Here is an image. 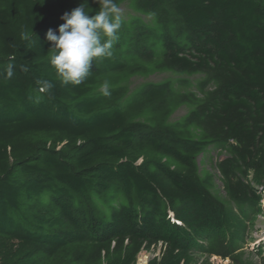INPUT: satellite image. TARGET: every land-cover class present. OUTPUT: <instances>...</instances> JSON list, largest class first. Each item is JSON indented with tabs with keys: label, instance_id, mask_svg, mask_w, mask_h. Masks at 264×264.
<instances>
[{
	"label": "trees",
	"instance_id": "trees-1",
	"mask_svg": "<svg viewBox=\"0 0 264 264\" xmlns=\"http://www.w3.org/2000/svg\"><path fill=\"white\" fill-rule=\"evenodd\" d=\"M83 2L0 0V264H256L264 0H116L113 55L63 85L45 33Z\"/></svg>",
	"mask_w": 264,
	"mask_h": 264
},
{
	"label": "clouds",
	"instance_id": "clouds-1",
	"mask_svg": "<svg viewBox=\"0 0 264 264\" xmlns=\"http://www.w3.org/2000/svg\"><path fill=\"white\" fill-rule=\"evenodd\" d=\"M96 2L99 7L94 14L89 15L85 0L61 15L63 23L57 29L50 28L45 33V39L51 43L50 64L63 85L82 84L91 74L95 59L113 55L112 49L119 39L118 33L122 26L121 9L116 0ZM25 38L28 39L27 36ZM8 75H12L11 65ZM37 83L40 93L50 92L53 87L51 81ZM109 87L107 80L102 83L100 90L103 95H110Z\"/></svg>",
	"mask_w": 264,
	"mask_h": 264
},
{
	"label": "rangeland",
	"instance_id": "rangeland-1",
	"mask_svg": "<svg viewBox=\"0 0 264 264\" xmlns=\"http://www.w3.org/2000/svg\"><path fill=\"white\" fill-rule=\"evenodd\" d=\"M124 12V9L121 8V13ZM162 77H151L150 81H160ZM141 83V80H137L134 82V85ZM182 114V112L178 113V115ZM212 157V159H216L213 152H210L209 158ZM207 159L205 163V169L212 172L210 163H213L212 159ZM212 161V162H211ZM219 184V182L217 181ZM261 198L262 203L260 206V210L257 213V215L254 216V219H252L248 224H250L246 230L245 234V245L244 250L247 255L251 256L253 261L256 262V264H264V193L261 192ZM15 250L14 244H6L1 245L0 244V253H3L7 251L8 253H11ZM159 256V248L151 249L150 251H142L138 257L136 264H147L150 260H152L155 257ZM200 262L204 261L206 259L203 256H197L196 257ZM208 262L210 264H229V260H222L218 257H212L208 259Z\"/></svg>",
	"mask_w": 264,
	"mask_h": 264
}]
</instances>
